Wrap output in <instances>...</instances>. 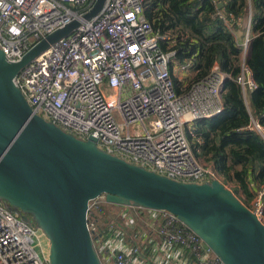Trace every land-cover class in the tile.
I'll return each instance as SVG.
<instances>
[{
    "label": "built area",
    "instance_id": "2783aa9c",
    "mask_svg": "<svg viewBox=\"0 0 264 264\" xmlns=\"http://www.w3.org/2000/svg\"><path fill=\"white\" fill-rule=\"evenodd\" d=\"M95 1L0 0V48L12 63L48 35L81 22L24 67L15 79L17 88L37 114L77 138H96L108 154L179 182H212L215 174L196 159L187 130L222 111L221 89L229 75L216 64L205 80L178 94L171 73L175 52L161 49L144 1L107 0L102 12L87 21ZM249 41L248 33L245 47ZM237 82L246 97L257 88L246 66ZM250 128L264 137L255 120ZM262 197L260 192L250 210L263 222ZM103 201L105 196L91 202L89 214ZM129 208L153 221L158 217V225L145 233L157 228L145 243L151 248L125 244L114 232L104 244L110 263L224 264L170 212ZM37 244L39 229L0 201V264H49Z\"/></svg>",
    "mask_w": 264,
    "mask_h": 264
},
{
    "label": "water",
    "instance_id": "95a60500",
    "mask_svg": "<svg viewBox=\"0 0 264 264\" xmlns=\"http://www.w3.org/2000/svg\"><path fill=\"white\" fill-rule=\"evenodd\" d=\"M106 1L96 0L85 19L97 17ZM80 24L74 20L48 35L18 63L0 48V201L24 221L32 217L50 242L49 264H103L88 222L90 203L102 196L114 206L170 212L224 264H264V223L221 181L183 183L158 175L31 108L15 79Z\"/></svg>",
    "mask_w": 264,
    "mask_h": 264
},
{
    "label": "trees",
    "instance_id": "16d2710c",
    "mask_svg": "<svg viewBox=\"0 0 264 264\" xmlns=\"http://www.w3.org/2000/svg\"><path fill=\"white\" fill-rule=\"evenodd\" d=\"M143 1L161 49L175 52L171 73L174 64L189 71L184 81L172 73L178 94L205 80L216 64L229 75L221 89L222 111L197 120L187 138L196 159L246 207L251 209L263 192L264 222V137L250 128L254 120L264 128V0ZM244 66L257 84L247 97L237 82ZM106 205L89 214L88 222L97 230L95 244L101 239L106 244L114 232L123 235L120 214L110 217L106 227L100 223Z\"/></svg>",
    "mask_w": 264,
    "mask_h": 264
},
{
    "label": "crops",
    "instance_id": "0c3cea01",
    "mask_svg": "<svg viewBox=\"0 0 264 264\" xmlns=\"http://www.w3.org/2000/svg\"><path fill=\"white\" fill-rule=\"evenodd\" d=\"M172 73L173 75H175L180 81H184L185 79H187L189 77V71L188 70H185L184 68H181L180 66L174 64V68L172 70ZM121 209L120 210V219H121V225H122V231H123V240H124V243L125 244H128V245H131V244H138V241H141V244L140 245H143L145 247H150V245H146L145 243L149 240V242L152 240L150 236H153V232L152 230H150V236H145V233L141 236V237H138L137 235V224L139 223H144V222H140V221H135L133 224L131 223V219L134 218V217H137L136 215L139 213L137 210H132L130 209L129 207H121V206H112V205H106L105 206V215L106 217L105 218H101V224L102 225H105L108 226L109 223H110V217L114 216L112 214V211L115 210V209ZM121 214L123 215L121 217ZM135 214V215H134ZM140 214V217H147L148 218V215L145 214V213H139ZM117 215V214H115ZM119 215V214H118ZM140 217H137V218H140ZM158 217H155L154 221L149 219L148 218V221L147 223H144L146 224L147 226H153V224L155 226H157L158 224L156 223V219ZM99 238H102L101 236H99ZM132 240V241H131ZM138 240V241H137ZM99 244H101V246L103 245V247L105 246L103 244V241L102 239L100 240ZM144 247V248H145ZM102 248V247H101ZM106 248V247H104ZM106 251V249H104ZM153 249V247H152ZM107 264H110V260L107 261Z\"/></svg>",
    "mask_w": 264,
    "mask_h": 264
},
{
    "label": "rangeland",
    "instance_id": "374dc122",
    "mask_svg": "<svg viewBox=\"0 0 264 264\" xmlns=\"http://www.w3.org/2000/svg\"><path fill=\"white\" fill-rule=\"evenodd\" d=\"M104 202V201H103ZM102 202V204H103ZM105 204V202H104ZM121 209L117 208L115 210L112 211V214L115 215V214H120ZM18 213V212H17ZM135 215V214H134ZM137 217H140V214L138 213L136 215ZM137 217H134L132 218V222H135V221H140V222H144V223H147V218H143V217H140V218H137ZM144 223H139L137 224V235L138 237H141L144 233H148L150 227L149 225L147 226L146 224ZM157 228H152L153 231H156ZM96 230V229H95ZM97 231V230H96ZM39 234H40V241H41V246L40 245H36V249L37 251L40 253V255L42 257L45 256V259H49V254H50V242L49 240L47 239V237L44 235V233L42 232V230L39 229ZM138 241V240H137ZM141 244V241H138V245ZM96 247L97 249L99 250V253H100V256L102 257V261L104 262V264H107V252L105 250H103V245L101 246V244L97 243L96 242ZM141 246V245H140ZM102 247V248H101ZM106 249V248H104ZM112 264V263H110Z\"/></svg>",
    "mask_w": 264,
    "mask_h": 264
},
{
    "label": "flooded vegetation",
    "instance_id": "af4514ba",
    "mask_svg": "<svg viewBox=\"0 0 264 264\" xmlns=\"http://www.w3.org/2000/svg\"><path fill=\"white\" fill-rule=\"evenodd\" d=\"M28 219H29V222H31V221H32V218H31L30 216H28Z\"/></svg>",
    "mask_w": 264,
    "mask_h": 264
}]
</instances>
